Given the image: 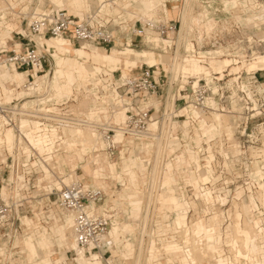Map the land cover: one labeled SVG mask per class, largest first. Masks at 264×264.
Wrapping results in <instances>:
<instances>
[{"label":"rangeland","instance_id":"rangeland-1","mask_svg":"<svg viewBox=\"0 0 264 264\" xmlns=\"http://www.w3.org/2000/svg\"><path fill=\"white\" fill-rule=\"evenodd\" d=\"M184 3H188V11L192 15V23H189L188 27L192 31L187 33V30H184L182 34L181 32H176L170 35V38L176 42L177 37L180 38L179 43L177 42L176 44L178 54L175 55L173 51L166 54L162 47L156 43H147V28L144 33L138 34V36L132 33V29L140 30L141 23L144 25L145 22L150 21V19L143 17L145 6L141 0H10L7 2L0 0V13L5 12L7 14V22L15 25L16 30L12 32L11 38L17 43H27V39H22V36L27 37L29 35L28 24L32 17L37 12H41V10L65 9L81 19L91 15L92 18L95 17L104 21V23L107 22L106 27L113 32L115 39L110 44H97L95 42L72 44L75 49L85 48V51L89 53L95 50L102 54H111L114 50L123 51L126 49L127 45L125 42L131 37L130 40L133 38V43L131 44L134 49L153 52L161 60L167 58V66L163 62L159 63L158 73L164 68L169 73L168 77H171V82H175L180 77H187L186 80L180 79L182 80V85L180 82H176L178 86H171L169 90L171 96L168 94L167 104L173 102L174 95L180 89L182 96L187 101V103L177 102L178 108L181 110H185L189 105H192V102H196L199 103V108H207V111L206 108L204 111L206 116H211L212 112H215V108H210L207 100L215 99L213 101L219 105L221 112L222 110L226 112L233 111V107L236 105L234 112L238 113L235 114L237 119L234 117L236 122L232 121L233 117H225L230 123L225 125L228 126L227 129L223 128V124L219 127L215 121L207 119L200 111L191 109L189 114L187 111L182 112L180 120L174 121L172 125L171 122L169 125L167 123L165 126L166 134L165 137H162L163 147H161L162 153L159 154L160 162L156 159L159 157H157L159 146L154 145L147 152V149L142 148L140 143L136 145L135 152L130 153V150H128L129 152L127 151L124 156L128 158L133 154L130 157V161L140 159L138 166L137 164L134 166V172L139 173V176L137 181H135L136 189L134 187L128 190L130 193L136 194L137 198L130 202V205L132 204L131 207L129 205L126 206V204L124 206L123 203L125 202L118 201V195L124 193L125 189L129 187L127 186L128 177L122 172L123 161L120 159V154H117L113 159L108 157L106 152H104L107 146L106 141L100 133H104L105 128L108 126L123 125L126 118L125 110L122 107L123 99L126 101H130V99L128 96H124L123 88L118 89L121 84L120 79L122 77L125 79L138 76L141 66L146 63V59L132 57V62L130 61L131 63L127 64L124 58L118 70L111 72L104 65L102 66V73L97 75L93 73V67L97 66L95 60L89 59L88 56L82 55L83 53L81 52H72L66 49L64 53H68L66 56L72 57L71 60L78 59L74 55H79L86 61L80 59L76 63L77 73H75V77L73 74L74 68H71L68 75L58 78L56 74L61 67L58 64L57 57L61 56L58 54L60 49L53 46V43L55 40L63 39H49L48 37L47 42L50 40L52 42L47 43L45 41V49L48 52L53 47L56 51L54 53L55 58L50 52H45L47 62L44 64L43 74L39 75H45V77H39L35 81L36 83L42 82L49 75V80L51 79L52 83L58 79L60 84L64 85V91L61 98H58L60 99L58 102L54 101L45 104L42 108L43 104L46 103L43 102V104H40V109L52 110L55 115L67 116V118L69 117L68 119L81 118V120L85 121V125H83L84 127L73 129L75 132L76 130L79 131L78 133L71 130L67 132L65 145L62 144L60 153L56 154V157L53 158L48 167L43 165L42 169L37 168L34 170L30 185H24L22 182L18 185L19 187L17 184L8 185L10 172L5 166L6 163H1L6 160L8 153L0 151V189L2 188L1 192L4 198L6 200L10 199L11 203L15 204L13 212H17L20 215L19 220L13 227L8 228L6 226L2 228L0 226V264H81V260L87 261L88 264H150V261H147L145 247L147 248L151 240V252L152 248L159 252L157 260L154 259L152 261L155 264H171L167 260L172 259L174 251H168L167 247L175 245L177 242H193L194 238L199 240L203 232L206 235L205 242L212 243L214 246L220 244L223 240L226 241L228 237L230 253L236 259L232 264H236L240 256L248 261L245 263L242 261V264H258L260 248L258 247L259 242L256 241L255 237L259 231L254 229V224L259 223L264 226V116L256 115V112H253L254 102L251 98L247 100L249 90L244 91L243 87L249 88L250 78L256 71V78L261 84H264V64L258 65L260 71L251 69L252 65H256L264 58V6L262 9L257 10L252 6L254 5L253 2L248 0H168L169 14L166 15L160 10L165 4L164 0H162V4L158 9L160 11L152 22L169 21L178 25L179 23L182 24ZM80 6L83 7V10L77 9ZM175 6H178V12L173 14L172 11ZM202 14L207 15V18H203ZM2 22L0 15V38L4 40L10 35H4L6 34V29ZM22 31L26 32V34H23ZM151 32L152 37L159 38L161 42L162 40H168L166 37H161L156 31ZM207 32H209L208 35L206 34ZM197 37H199V40ZM190 39L195 46V54L186 56L184 53L185 45L187 51L193 52ZM120 42L124 44H119ZM11 44L9 42L8 45ZM60 44L62 42H59L58 46ZM191 57L203 61L201 63L202 66L207 67L213 73L210 77L212 79L210 84L204 73L197 76L185 70L186 68L194 69L193 65L189 66L185 62V59ZM214 59L215 62L225 59L233 60V67H237L235 71L238 68L240 71L232 73V67H227L223 74L213 72L212 61ZM177 63L180 65L179 69L182 70L178 77L174 79L173 68ZM228 64H231V62L229 61ZM2 65H6L2 69L10 66L5 63H2ZM73 67H75V64ZM146 67L144 66L143 69H146ZM81 69L82 71H89L90 74H80L79 71ZM253 70L254 72H252ZM124 71H126L127 75L123 74ZM239 75L242 77L241 84L238 85L241 91L235 86V82L239 80L236 78H239ZM0 82L8 83L5 91L6 94H9L7 97L18 96L19 93H24L22 97L33 96L32 91H26L22 88L23 84L12 86L15 83L14 80H0ZM196 82L199 86L197 85V89L193 90L192 85ZM19 86L20 89L16 90ZM45 86L46 83L42 87L36 86V89L34 88L35 90L38 89L37 92L39 94L34 97V103L30 99L25 102L30 101L29 103H32L30 104L31 106L33 104L34 106L38 105L35 99L44 98L46 95ZM179 86L183 87L178 89ZM214 88L218 90L217 96L213 95ZM40 90H43L45 94L40 93ZM200 90L203 94H201ZM194 91L196 92L194 93ZM242 91L247 93V97ZM53 94L56 96L57 92L55 91ZM163 97L165 98V95ZM253 99L257 104H260L261 96L258 93H255V95L253 93ZM151 101L154 107L163 109V102L159 103V101H162V96L153 97ZM208 108L211 110L208 111ZM191 112H194L199 121L195 122L192 127L187 126L186 132L190 135L199 130L205 132L204 134L200 131V137H194L193 139L184 137L185 131L182 127L187 117L192 115ZM92 113H94V117L91 116ZM156 116L158 115L155 114L154 117ZM88 122L89 125L93 124L95 126L92 127L94 133L100 134L95 143L91 139L92 135L87 133L91 138L85 136L84 132L86 130L90 132L88 130L91 129V127H89L90 129L86 127ZM230 125H233L232 129ZM168 126L169 129L167 130ZM169 133L172 135L170 138L168 137ZM49 138L51 144L40 149V153L52 150L53 137L50 136ZM176 138L179 141H175ZM123 140L124 138L121 137L119 141L123 142ZM148 140L146 142L143 141V143L154 141L152 139ZM67 141L69 142V147L66 143ZM118 148L121 152L125 147L118 145ZM84 153L87 154L82 159H79L78 155H83ZM68 155H74L78 158L75 167H72L66 161ZM97 156H100L101 160H98ZM192 156L196 158L195 162L191 159ZM162 158L163 160H161ZM179 159L183 161V167L180 169L178 167ZM144 160L146 162H143ZM156 161L159 163V167L155 166ZM147 162H149L148 166ZM169 163L173 164V168L167 169V164ZM85 166L89 167L88 171L85 170ZM169 170H172L174 179L177 182L175 184L173 182L171 188L163 186V181H165ZM74 171L78 179L80 177V182L93 185L95 180L97 187L105 186L107 190L109 189L107 192L110 204L113 206L119 205L118 209L123 212L118 214L117 218L113 220V225L115 222L119 227V233L114 238L109 235L111 239H106L107 243L104 252L107 251V254L102 261L99 260L98 254L100 253H92L91 256L87 255L88 258L82 257L83 253L77 248L75 241L72 220L68 219L70 216L69 212L67 213L59 206L58 192L61 190L59 188L69 185L73 181L71 178ZM155 171H158V175ZM111 173H122L124 182L127 184L126 187L118 186L116 184L118 180L115 177L116 175ZM108 178L109 180H105ZM148 178L160 180L161 184L155 188L151 208L148 206L153 209L154 214L145 223L147 236L142 238L144 239V246L141 256L139 253V240L142 237L140 228L143 227L145 222L143 208L147 203L148 193L146 192L145 180ZM188 181H191L190 183L192 184ZM203 187L210 189L208 191L213 196L209 205L200 196V190ZM208 191L204 190V192ZM261 192L263 198L260 196ZM170 196L178 197L183 206L182 211L192 208L188 213L189 221H202L204 223L199 233H193L194 231L191 230L192 232L190 231L188 236L186 232L188 228H183V231L178 233V230L172 225L175 212L167 208L162 209L164 197ZM218 197L225 198V203H222L224 205L221 204ZM212 207L218 212H224L227 218L223 227L224 233H222L221 223L217 218L212 217L218 221L216 226L208 225V218L214 216L212 213L215 212L211 210ZM206 208L211 211L208 213ZM176 220L178 224H181L182 218L176 217ZM176 220L174 219V222ZM229 223H232L231 230L229 231L228 229V232H226L225 229ZM183 225L186 226V223H183ZM261 232H264V229ZM175 233L178 234L175 235ZM190 234L195 236L192 237ZM236 235L238 238H236ZM169 236L172 239H168ZM179 245L181 246V244ZM198 253H195L197 261H201L203 264H210L206 258H211V256L204 257L200 252ZM138 255H140V261H138L139 258L137 259ZM184 258V256H173L176 264H187Z\"/></svg>","mask_w":264,"mask_h":264},{"label":"built area","instance_id":"built-area-1","mask_svg":"<svg viewBox=\"0 0 264 264\" xmlns=\"http://www.w3.org/2000/svg\"><path fill=\"white\" fill-rule=\"evenodd\" d=\"M248 1H252L254 4L252 6L257 10L262 9L264 6V0ZM106 23L95 17L92 18L91 15L85 19H81L65 9L44 10V12L34 15L30 20L28 24L29 35H27V37L21 35L22 39H27L26 44L22 42L17 43L11 38L7 41L5 47L0 48V64L5 63L13 66L19 72L27 73L29 81L26 83L25 89H31L34 93L35 77L43 74L44 64L47 62L46 53L48 52L44 50V45H42V48H39L33 37H39L40 39L62 37L73 45L76 43L87 42L110 44L115 38L113 32L106 27ZM140 25V30L135 28L132 29L134 35L138 36V34L144 33L146 28L156 31L161 37H166L168 40L173 41L172 45L168 47V51L166 50L165 53H172L173 51L175 55L178 54L176 44L179 38L177 37L176 42L174 39L170 38V35L176 32L180 33V23L178 25L174 22L158 21L156 23L145 22L144 25L142 23ZM206 34L208 35L209 32ZM198 38L199 37H197V39ZM9 42L12 44L8 45ZM192 46L193 52L187 51L185 45L184 53L186 56L195 54V46L193 43ZM144 66H147L146 69H143ZM158 69L159 67L157 66L151 67L144 64L141 66L140 74L138 76L125 79L122 77L120 79L121 84L118 89L123 88L124 96H128L130 101L123 99L122 107L125 110L126 116L123 125L108 126L105 128L106 130L104 133H100L106 141L107 146L104 152H106L109 158L113 159L117 154L121 155L122 151L120 152L118 145L125 147L123 151H125L124 154H126L128 150H130V153L133 151L135 152L137 144H143V141L146 142L148 139L154 140L151 137L145 136V134L149 132L150 123L154 118L160 122V125H162L163 122H174L182 118V115H180L182 114V110L178 108L177 102L187 103L185 97L182 96V91L179 89L183 86L178 87L179 90L174 95L173 102L167 104L171 86H178V83L176 82H180L182 85V80H180L182 77L178 80L176 79L175 82H171V77H168L169 73L164 68L158 73ZM256 74L257 71L253 74L255 77L252 76V78H250L248 90L252 96L253 93L254 95L255 93H258L261 96L260 104L255 106L253 103V112H256V115L264 116V87L261 88L264 84L259 82L256 78ZM238 77L239 80L235 82V86L241 91L238 85L241 84L242 77L240 75ZM192 87L193 90L197 89V87L195 88V84L192 85ZM195 92L196 91H194V93ZM200 92L203 94L201 90ZM243 93L247 97V93ZM164 95L165 98L163 97ZM160 96H162V101H159V103L163 102V109L157 110L152 104L151 99ZM30 98L34 101V94L31 97L19 101L8 102L4 99H0V132H3L8 128L13 129L17 138L16 146L12 154L5 151L8 153V157L6 158V164L2 163L5 164L10 172L8 185L11 186L21 182L24 185H30L34 176V170L37 168L42 169L43 165L46 167L50 165V162L53 161L56 154L60 153L62 144L65 145V138L71 125L76 124L74 119H68L69 117L67 118V116H58L55 115L52 110L48 111V109H46V111L40 109V104L36 105L35 109L33 107L34 104L30 109L27 107L24 108L25 100H29ZM120 98L122 99L121 96ZM247 100H250V98L247 97ZM172 103L173 108L169 107V109H167V105H171ZM192 105L195 108H199L200 106L199 103L196 102H192ZM43 107L44 106H42V108ZM155 114L158 116L154 117ZM22 119L29 121L24 129L21 125ZM34 122L39 124L40 129L37 131L40 132L38 134L43 135L44 133H50V136H54L52 138V150L49 152L46 151L40 153L39 149L34 146L29 137H27V133H32L34 136V131L36 130ZM84 122V120H81L78 124L83 127V125H85ZM117 130H120L123 134L124 140L121 143H118L115 140ZM53 132H55V134L52 135ZM157 134L160 135L161 132ZM11 175L13 176L12 181H10ZM105 180H109V178ZM154 183L158 186L161 184V181L154 178H148L145 180L148 196L151 195L150 189ZM116 184L120 187L125 186V182L121 183L118 180L116 181ZM1 189L0 226L2 228L6 226L10 228L15 225L17 220H19L20 215L17 212H13V206L15 204L11 203L10 199L6 200L3 197ZM107 191H109V189L107 190L105 186L97 187L79 181L73 183L71 186H65L58 192L59 206L63 210L74 215L73 233L78 247L89 256H91L92 253H100L102 259H104L107 254V251H103L105 250L107 243L106 239L113 225L112 222L117 218L118 214L122 213L121 211H118V206L110 204L108 208L105 207V202L109 200V194ZM147 203L144 205L143 215L151 217L154 214L153 209H150L151 207L149 208ZM143 232H145V238L147 236V226H145ZM177 234L178 233H175V235ZM169 238L171 237L169 236L168 239ZM168 239L167 241H169ZM148 246L149 244L147 247ZM222 246L225 249L229 248L226 243ZM242 260L246 262L245 259Z\"/></svg>","mask_w":264,"mask_h":264},{"label":"crops","instance_id":"crops-1","mask_svg":"<svg viewBox=\"0 0 264 264\" xmlns=\"http://www.w3.org/2000/svg\"><path fill=\"white\" fill-rule=\"evenodd\" d=\"M6 2L7 1H10V0H5ZM134 1H136V0H134ZM142 2H143V4H144V6H145V11H144V13H143V17L145 18V19H150V21H152L153 19H155V16L158 14V12L160 11V10H162V12L164 13V14H166V15H168L169 14V7H168V5H167V3H168V0H164V2H165V4H163V8H161L160 10H158L159 9V7H160V5L162 4V0H141ZM78 10H83V7L82 6H80L79 8H77ZM225 11V10H224ZM178 12V6H175L174 7V9H173V11H172V13L174 14V13H177ZM0 15H1V19L3 20V22H2V25H4L5 26V29H6V34H4V35H10L9 37H7V38H5L4 40H2L3 38H0V48L1 47H5V45H7V40L10 38L11 39V35H12V32L13 31H15L16 30V28H15V25H13V24H11V23H9V22H7V18H6V13L4 12V13H0ZM202 16H203V18H207V15H205V14H202ZM172 19H173V17H171ZM192 23V15L191 14H189V11H188V15H187V18H186V25H185V30H187V33L189 32V31H192L191 29L189 30V25ZM23 32V34H25V32L24 31H22ZM131 38V37H130ZM130 38H128V41L127 42H125V44L127 45V47H126V49H124L123 51H119V50H114L111 54H102L101 52H99V51H95V50H92L91 51V53H89V52H87V51H85V48H83V49H75L74 47H73V45H72V43H70V42H68L67 40L65 41V40H55L54 41V43H53V46H56V47H58L59 49H60V51L58 52V54L61 56V57H57V59H58V64L60 65V67H61V69H60V71H58L57 72V74L56 73H54V74H56V76L58 77V78H61V77H64L65 75H68L69 74V72H70V69L71 68H74L73 69V74H74V77H75V73H77V70H76V63L81 59V60H85L83 57H81V56H79V55H74V56H77V58L78 59H76V60H71L72 59V57H69V56H66V54H68V53H64L65 51H66V49H69V50H71L72 52H81V53H83L82 55H86V56H88L89 57V59H93V60H95L96 62H97V66H94L93 67V73H96L97 75H99V74H101L102 73V71H103V69H102V66H106V67H108L109 68V70L111 71V72H114V71H116V70H118L119 69V67H120V65H121V63L123 62V59L125 58L126 59V63L127 64H130L132 61H131V59H132V57H136L137 59H139V58H144V59H146V63L145 64H147V65H149V66H151V67H153V66H160L159 65V63L160 62H163L164 63V65L165 66H167V58H164V60H161V59H159L156 55H155V53H153V52H150V51H148V50H136V49H134L133 47H132V44L131 43H133V38L130 40ZM150 40H152V41H150ZM179 40H180V38H179ZM179 40H178V43H179ZM46 42H47V39H46ZM52 42V40H50V41H48L47 43H51ZM61 43L62 42V44H60L59 46H58V43ZM146 42L147 43H152V44H157L158 46H160V47H162V50L165 52L166 50L168 51V47L170 46V45H172V43H173V41L172 40H162V42H161V40L159 39V38H157V37H152V32H151V30H147V36H146ZM119 44H124L123 42H120ZM52 45V44H51ZM50 51H51V54L53 55V57L55 58V54L54 53H56V51H55V49L52 47V48H50L49 49ZM71 54V53H70ZM263 56V55H262ZM262 56H260V57H262ZM176 57H178V56H176ZM176 57H174V58H176ZM69 59V60H63V59ZM88 59V60H89ZM86 61V60H85ZM131 61V62H130ZM231 62V64H228V62ZM185 62L186 63H188L189 64V66H194V69H185V70H187V71H189V72H191V73H194V74H196L197 76H200V75H202L203 73L206 75V78H207V81H208V83L210 84V82H212L211 80V75L213 74L207 67H204V66H202V62L203 61H201L200 59H198V58H195V57H191V58H187V59H185ZM232 62H233V60H229V59H225V60H222V61H216L215 62V59L212 61V70H213V72H217V73H220V74H223L224 73V70L227 68V67H232V70H231V72L232 73H237L238 71H240L239 70V68H238V70L237 71H235L236 69H237V67H233L234 66V64H232ZM74 64H75V67H73L74 66ZM6 65H0V68H1V71H0V80H7V79H11V80H14L15 81V83H13L12 84V86L13 85H16V84H25V83H27V81H29L28 80V77H27V73H22V72H19V71H17L13 66H7L8 67V71H9V73H7L4 69H2L3 67H5ZM162 66V65H161ZM87 67V66H86ZM86 67H83V68H86ZM136 67H137V65H136ZM172 67V66H171ZM179 67H180V65L177 63L175 66H174V68H173V72L174 73H176V77H175V79L178 77V75H179V73H180V71L182 70V69H179ZM255 70H257V69H255ZM258 71H260L259 69H258ZM252 72H254V70L252 71ZM79 73L80 74H90V72L89 71H87V70H83L82 71V69H81V71H79ZM251 73V72H250ZM123 74H126L127 75V73H126V71H124V73ZM49 75H47L46 76V78L48 77ZM39 77H45V76H37V77H35V80L36 79H38ZM54 77V76H53ZM75 80H76V78H75ZM38 83V82H37ZM55 83H57L58 84V86L57 85H55L54 86V92L56 91L57 92V94L56 95H58L59 93H62L63 94V88H64V85H61L60 84V81H58V79L55 81ZM75 83V82H74ZM74 83H73V85H74ZM8 83H2V82H0V99H4V100H7V101H19V100H22V99H26L27 97H22V96H24V93H19V95L18 96H16V95H12L11 97L9 96V97H7V95H9V94H6V90H7V85ZM10 86V85H9ZM63 86V87H62ZM196 86H197V82H196ZM20 87V86H19ZM72 88H73V86H72ZM36 89V88H35ZM34 89V93H33V91L31 92L32 93V95L34 94V97H36L37 95H39L38 94V92H37V90H35ZM213 91L217 94V92H218V90L216 89V88H214L213 89ZM11 94V93H10ZM61 98V97H60ZM44 99V98H43ZM32 100V99H31ZM30 100V101H31ZM60 99H58L56 102H58ZM213 100H215V99H208L207 100V104H208V106L210 107V108H212V107H214L215 108V112H213V113H216V112H219V113H221V114H224L225 116H227V117H233L232 118V121H234V122H236V120L235 119H237V116H235V114H238V113H235L234 112V108L236 107V105H234V107H233V111H230V112H226L225 110H222V112H226V113H222L221 112V110H219V105L215 102V101H213ZM29 101V102H30ZM28 102V103H29ZM43 102H46V103H44L43 104ZM29 104H32V103H29ZM42 104H43V106L45 105V104H49V103H47V101L46 100H43L42 101ZM168 106V105H167ZM171 107L173 108V103L171 104ZM159 107H156V109L157 110H159L158 109ZM210 108H208V109H210ZM191 109H193V108H191V106H189V107H187L185 110H182L181 111V113L182 112H185V111H187V113L189 114L190 113V111H191ZM211 110V109H210ZM198 113H200V112H198ZM191 114L192 115H195L194 114V112H191ZM91 116H95L94 115V113H92L91 114ZM92 117V118H93ZM234 117H236L235 119H234ZM154 121L156 120V118H154L153 119ZM171 124H173V122L171 121ZM227 124H230V123H227ZM156 126V125H155ZM200 126V125H199ZM231 126V125H230ZM228 127V126H227ZM232 127H233V125L231 126V129H232ZM228 129V128H227ZM170 131H171V129H170ZM185 132V134H184V137H186V138H191V139H193L194 137H200L199 136V133H200V131H202V130H199V131H197V132H195L193 135H190L189 133H187L186 131H187V129H185L184 130ZM204 134H205V132L204 131H202ZM219 135H220V131H219ZM206 136V135H205ZM208 136V135H207ZM121 137H123V136H117V138H116V141L118 142V143H121L122 141H119L120 140V138ZM169 138L170 137H172V135L169 133V136H168ZM29 139L32 141V143L34 144V146H36L39 150L40 149H43V148H45L47 145H50L51 143H50V138H49V136L47 135V134H44V135H40V134H35L34 133V138H30V136H29ZM175 141H179L178 140V138L177 139H175ZM6 142H7V145H8V148L9 149H11L12 147H13V145H14V134L12 133V132H8L7 133V135H6ZM67 143V145H68V147H69V142L67 141L66 142ZM154 146V144L151 142H147L146 144H142L141 145V147L142 148H144V149H147V152H149L150 150V148L151 147H153ZM85 150V149H84ZM69 151V150H68ZM90 152V151H89ZM85 154H87V153H84L83 155H78V158L80 159H82L83 158V156H85ZM121 155H122V157H121V159H122V161H123V164H122V172H123V174L125 175V176H127L128 177V185L127 184H125V187H126V185L127 186H129V187H127L125 190L126 191H124V193H122V194H120V195H118V197H119V199H118V201H120V202H125V203H123V205L125 206V204H126V206H132V204L130 205V202L132 201V200H135V198H137V196H136V194H132V193H130V191H128L129 189H132V188H134L135 187V189H136V186H135V181H137V177L139 176V173H135L134 172V166L137 164V166H138V162H139V160L140 159H138V160H134V161H130V157L133 155H130L128 158L127 157H125L124 156V151H122V153H121ZM78 158L76 157V156H74V155H68L67 156V158H66V161H68L69 163H70V165L72 166V167H75L76 166V163H77V160H78ZM97 158H98V160H101L100 158V156H97ZM191 159L195 162V160H196V158H193V156L191 157ZM97 160V161H98ZM2 162H6V160H3ZM143 162H146V160H144ZM147 164H149V162H147ZM115 166H116V163H115ZM136 166V167H137ZM178 167H179V169L180 168H182L183 167V161L181 160V159H179V162H178ZM116 168V167H115ZM171 168H173V164L172 163H169V164H167V169H171ZM88 169H89V167L88 166H85V170L86 171H88ZM112 175H116L115 177L118 179V181H120L121 183H124V178H123V174L121 173V174H115V173H111ZM66 177H68V176H66ZM78 177H77V174L75 173V171H74V174L72 175V178H71V180H73V179H77ZM166 179H165V181H163V186L164 187H168V188H171V184L174 182V184L175 183H177L176 182V180L174 179V176H173V172H172V170H169V172L166 174V177H165ZM79 180H80V177H79ZM189 183L191 182V181H188ZM96 181L94 180V186H97L96 184ZM173 184V185H174ZM190 184H192V183H190ZM59 188V187H58ZM59 189H61V187L59 188ZM138 193H140V192H138ZM264 200V199H263ZM109 207L110 206V202H109V200H107L106 202H105V207ZM116 206H119V205H116ZM122 206V205H121ZM123 206V207H124ZM137 206V205H136ZM163 208H167V209H170V210H172V211H174L175 212V215H176V213H178L180 210H182L183 209V206L181 205V203H180V200L178 199V197H176V196H170V197H164V202H163V204H162V209ZM118 211H121L120 209H118ZM123 213V212H122ZM166 218H168V216H166ZM68 219H71L70 217L68 218ZM172 225L174 226V220L172 221ZM172 225H170V226H172ZM119 233V227H118V225L114 222V225H113V227H112V230H111V232H110V237H112V238H114L117 234ZM222 233H223V231H222ZM222 236H223V234H222ZM110 237H108V239L110 238ZM111 239V238H110ZM224 239V238H223ZM222 239V240H223ZM116 241H117V239H116ZM226 242L229 244V239H228V237L226 238ZM239 244V243H238ZM176 246L177 245H172V246H168L167 247V250L168 251H176ZM80 250V249H79ZM81 251V250H80ZM82 253H83V255H82V257L84 256V257H86V258H88V256L83 252V251H81ZM104 252V251H103ZM152 254H151V260H150V264H153V262L154 261H152V260H154V259H156L157 260V258L159 257V252H158V250H155V249H152V252H151ZM99 255V260L100 261H102V257H101V255L100 254H98ZM90 258V257H89ZM152 261V262H151ZM85 262V260H81L80 261V263L82 264V263H84ZM87 262V261H86ZM157 262V261H156ZM169 263H171V264H176V260L175 259H172V261L170 260V261H168ZM87 264H88V262H87ZM97 264V263H96ZM154 264H155V262H154ZM236 264H242V260H241V256L238 258V261H237V263Z\"/></svg>","mask_w":264,"mask_h":264},{"label":"bare ground","instance_id":"bare-ground-1","mask_svg":"<svg viewBox=\"0 0 264 264\" xmlns=\"http://www.w3.org/2000/svg\"><path fill=\"white\" fill-rule=\"evenodd\" d=\"M186 1V0H185ZM185 4V3H184ZM184 8V10H183V13H182V27H180V32H181V34H182V32L185 30V25H186V18H187V15H188V3L187 4H185V6L183 7ZM42 12H44L43 10H41V12H37L35 15H37V14H40V13H42ZM147 22H151V23H153L152 21H147ZM146 30V29H145ZM147 30H150V29H147ZM146 30V31H147ZM152 31V30H151ZM25 34H26V32H25ZM33 39L37 42V44H38V46H39V48H42V45H44V42L46 41V39H40L39 37H33ZM52 39H63V40H65L64 38H62V37H60V38H52ZM66 41V40H65ZM44 50L46 51V49H45V45H44ZM47 52V51H46ZM51 53V51L50 50H48V53ZM264 64V58H263V60L262 61H259L256 65L254 64V65H252V67H251V69H258L259 67H258V65L260 66V65H263ZM0 65H2V64H0ZM175 66V65H174ZM4 70L7 72V73H9V71H8V68H4ZM175 77H176V73H174V79H175ZM49 76L46 78V80H44V81H42V82H39V83H36V81L34 82V88L37 86V87H42L43 86V84L44 83H46V86H45V92H46V95L44 96V99L43 98H41V99H35V102H37L38 104H41L42 103V101L43 100H46L47 101V103H52V102H54V101H57L58 100V98L59 97H61V95H62V93H59L58 95H54L53 93H54V86L55 85H57L58 86V84L57 83H52V80L50 79L49 80ZM181 78V77H180ZM179 78V79H180ZM184 80H186L187 79V77H182ZM236 79H238V78H236ZM25 85H26V83L22 86V88L24 89V90H26V91H31V89H29V90H27V89H25ZM197 85H198V83H197ZM197 86H196V83H195V88H196ZM17 89H20V87H17L16 88V90ZM44 89V88H43ZM243 89H244V91L245 90H247L248 88L247 87H243ZM34 90V89H33ZM45 92H43V90H40V93H44L45 94ZM248 92V91H247ZM218 93V92H217ZM213 95L214 96H217V94H215V92L213 91ZM171 96V95H170ZM248 96H249V98H251L252 100H253V102H254V104H255V106L257 105V102L253 99V96H252V94L251 93H249L248 92ZM30 100H31V98H30ZM7 101V100H6ZM25 101H27V100H25ZM8 102H10V101H8ZM33 103H34V101H33ZM28 108V109H30L32 106L28 103V102H25V105H24V108ZM33 107H36V106H33ZM169 107H171V105H168L167 106V109H169ZM191 108H193L195 111H200V112H202L201 114L204 116V117H206L207 119H209V120H212V121H215V123H217V125L220 127L222 124H223V128H228L227 126H225L228 122H229V120H227V118H225V117H227V116H225L224 114L222 115L221 113H213L212 112V115L211 116H206V114H205V108L206 107H202V108H195L193 105L191 106ZM210 110V109H209ZM47 111V110H46ZM48 111H50V110H48ZM207 111V110H206ZM192 119V120H191ZM79 121H81V118H76V119H74V122L76 123V124H73V125H71V127H70V129L68 130V131H74L75 132V130H73V129H76L77 127H82V125H79L78 124V122ZM199 121V119H198V117L197 116H195V115H190V116H188L187 117V120L184 122V124H183V128H184V130L185 129H187L188 127L187 126H189V127H192L193 126V124L195 123V122H198ZM28 120H24V119H22L21 120V125H22V128L24 129L27 125H28ZM171 122V121H170ZM170 122H166V123H162V125H160V122L158 121V120H153L151 123H150V126H149V132L147 133V134H145V136H147V137H151V138H153L154 139V141H151L155 146H159V149H158V152H157V157L159 156V154L160 153H162V148L161 147H163L162 146V137H165V134H166V124L168 123V125L170 124ZM173 122V121H172ZM156 125V126H155ZM172 125V124H171ZM153 126H155V128H153L152 129V127ZM34 127L36 128V130H35V134H38L40 131H37L38 129H40L39 128V124L37 123V122H34ZM84 127V126H83ZM86 127H91V129L90 130H88V131H90V132H87V130L84 132L86 135L85 136H88V138L90 137L89 135H92L90 138L92 139V141L95 143L96 141H97V138H98V136L100 135V134H97V133H94V131H93V128L92 127H95V126H93V124L92 125H89V122H88V124H86ZM169 129V126H168V128H167V130ZM8 132H12L13 134H14V145H13V147L11 148V149H9L8 148V145H7V142H6V135H7V133ZM79 131H77L76 130V132L75 133H78ZM92 132V133H91ZM159 132H161V134L159 135V134H157V133H159ZM169 132V131H168ZM87 133L89 134V135H87ZM99 133V132H98ZM44 134H47L49 137H50V133H44ZM43 134V135H44ZM53 134H55V132H53L52 133V135ZM30 136V138H34V136L32 135V133H27V137H29ZM117 136H123V134L121 133V131L120 130H117V135H116V138H117ZM159 136H162V137H159ZM52 137H54V136H52ZM116 138H115V140H116ZM222 138V137H221ZM177 139V138H176ZM223 140V139H222ZM16 141H17V138H16V134H15V132H14V130L13 129H10V128H8V129H6L5 131H3V132H0V151L1 152H3V153H5V151H7V152H9V153H11L12 154V152H13V150H14V148H15V146H16ZM31 141V140H30ZM69 141H71V140H69ZM32 142V141H31ZM165 149V148H164ZM252 149V151H253V148H251ZM258 149V148H257ZM164 151V150H163ZM257 151V150H256ZM261 151H263V150H261ZM253 152H255V151H253ZM258 152V151H257ZM256 152V153H257ZM253 154V153H252ZM264 154V153H263ZM260 155V154H259ZM260 156H262V155H260ZM159 158H160V156L158 157V158H156L157 160H158V162H160L159 161ZM161 160H163V158L161 159ZM157 161H156V163H155V166H157V167H159L158 166V163ZM1 163H6V162H1ZM162 163V162H161ZM161 165V164H160ZM156 168V167H155ZM158 169V168H157ZM156 170V169H155ZM159 170V169H158ZM161 170V169H160ZM156 172V171H155ZM157 173V175H158V171L156 172ZM160 173V172H159ZM155 175V174H154ZM160 175V174H159ZM156 176V175H155ZM156 178V177H155ZM13 180V176L11 175L10 176V181H12ZM157 180V179H156ZM80 180L77 178V179H73V181L69 184V185H64V186H71L73 183H76V182H79ZM205 182V181H204ZM20 183H18L17 184V186L19 185ZM63 186V187H64ZM19 187V186H18ZM62 187V188H63ZM61 188V189H62ZM155 188H156V183H154L153 184V186L151 187V189H150V193H151V195H149L148 196V200H147V205L149 206V207H151V203H152V200H153V196H154V191H155ZM204 190H210V189H208V188H201V190H200V196H201V198L204 200V202L207 204V205H209L210 203H211V199L213 198V196H212V194H211V192H204ZM3 195V194H2ZM262 198H263V194H262V192H261V195H260ZM4 197V196H3ZM218 199H219V201L221 202V204L222 203H225V198L223 199V197H218ZM218 201V200H217ZM214 202H216L215 200H214ZM213 204V203H212ZM222 205H224V204H222ZM213 206V205H212ZM190 209H192V208H190ZM190 209H184V211H182V210H180L178 213H176V215H175V220H176V217H180V218H182V220L180 221L181 222V224H178V222H177V220L174 222V227L178 230V233L179 232H182L183 231V228H188V231H186L187 232V234H188V236H189V232L191 231V230H193L194 232L193 233H199V231H201V228L204 226V223L202 222V221H198V222H195V221H189V218H188V213H189V210ZM206 210L208 211V213L211 211V210H214L215 212L214 213H212L214 216H211V217H209L208 218V220H209V223H208V225L209 226H216L217 224H218V221L215 219V218H217L219 221H220V223H221V229H222V231H223V227L225 226V224H226V221H227V218H226V216H225V214H224V212H218L215 208H213L212 207V209L210 210V209H208V208H206ZM68 213V212H67ZM70 216V218H71V220H72V224L74 225V215L73 214H71L70 212L68 213ZM211 214V215H212ZM145 216V215H144ZM212 217H215V218H212ZM230 217V216H229ZM149 218L150 217H148V216H145V222H144V225H143V227L142 228H140V234H142V237H141V240H139V253L141 254V256H142V249H143V246H144V244H143V242H144V239H142V238H144V234H145V232H143L144 231V229H145V223H146V221H148L149 220ZM211 218V219H210ZM173 219V220H174ZM207 220V221H208ZM206 221V222H207ZM113 223V222H112ZM183 223H186V226H184L183 225ZM257 224H259V223H256V224H254V229L255 230H258L259 232H258V234L256 235V237H255V239H256V241L257 242H259V244H258V247L260 248V253H259V255H258V258H259V260H258V264H264V232H261V230L262 229H264V226H262V224H259V225H257ZM231 225H232V223H229V225L226 227V232H228V229H229V231L231 230ZM112 227H113V225H112ZM249 228H252V227H249ZM111 230H112V228H111ZM111 230H110V232H111ZM192 232V231H191ZM224 233V232H223ZM183 234V233H182ZM203 235H201L200 236V239L198 240V239H196V238H194L193 239V242L192 241H189L188 243H183V242H177V244H175V245H177L176 247L177 248H180V249H177L176 251H174L173 253H172V259H173V256H175V255H178L179 257H185L184 259H185V261H187V264H203V263H201V261L199 262V261H197L196 259H195V253L196 254H199L198 252H200V254L201 255H203L204 257H210L211 256V258H206V259H208L209 260V262H210V264H232L233 262H234V260H236L235 258H233L232 257V254L230 253V250H229V248L228 249H225L222 245L224 244V243H226V244H228L226 241H221V243L220 244H216L215 246H214V244H212V243H208L207 241L205 242V240H206V235L204 234V232L202 233ZM109 235H110V233H109ZM109 235H108V237H109ZM75 236V235H74ZM190 236H195V235H191L190 234ZM107 237V238H108ZM185 237V236H184ZM204 237V238H203ZM236 238H238L237 237V235H236ZM167 240V239H166ZM191 240V239H190ZM75 241H76V239H75ZM152 241V240H151ZM151 241L149 242V246L146 248L145 247V252L147 253V261L149 262L150 261V257H151V250H150V246H151ZM191 242V244H189ZM192 243H193V246H192ZM76 244H77V242H76ZM179 244H181V246L179 245ZM228 246L230 247V245L228 244ZM192 247V248H191ZM77 248L78 249H80L79 247H78V245H77ZM190 248V249H189ZM153 249V248H152ZM189 249V250H188ZM81 251H83L82 249H80ZM188 250V251H187ZM179 253H180V255H179ZM187 253H188V255H187ZM98 254V253H97ZM197 256V255H196ZM200 256V255H199ZM203 257V258H204ZM139 258V260L138 261H140V255H138V257H137V259ZM202 258V257H201ZM172 259H168L167 260V262L168 261H172ZM242 259H245L244 257H242L241 258V260ZM197 262H196V261ZM246 260V259H245ZM243 261V260H242ZM247 261V260H246ZM243 262H245V261H243ZM248 262V261H247ZM172 263V262H171ZM83 264V263H82ZM84 264H87V262L85 261L84 262Z\"/></svg>","mask_w":264,"mask_h":264}]
</instances>
